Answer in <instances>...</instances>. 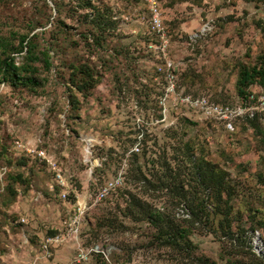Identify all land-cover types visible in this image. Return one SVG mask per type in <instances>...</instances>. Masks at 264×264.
Here are the masks:
<instances>
[{
  "label": "rangeland",
  "instance_id": "obj_1",
  "mask_svg": "<svg viewBox=\"0 0 264 264\" xmlns=\"http://www.w3.org/2000/svg\"><path fill=\"white\" fill-rule=\"evenodd\" d=\"M78 1L0 0V41L16 47L26 37L50 64L35 63L38 86L0 84V264H33L43 239L64 232L78 206L86 208L79 242L99 245L111 262L251 264L247 252L264 259V140L247 120L229 130L193 109L176 111L175 95L164 101L173 84L176 95L241 103L240 71L264 67V0H160L165 51L140 0H101L114 29L92 46L94 31ZM25 52L15 54L17 62ZM76 66L98 80L85 94L72 83L80 80ZM186 143L193 160L203 156L227 172L234 192L233 235L221 234L220 217L211 214L189 230L191 251L167 247L150 224L124 215L135 194L187 224L189 202L174 199L170 186L158 188L175 180L186 195L202 196L197 184L187 185L193 176ZM140 168L147 182L137 179ZM119 175L123 187L93 206L99 187ZM76 254L69 241L40 264H75ZM81 264L106 262L93 254Z\"/></svg>",
  "mask_w": 264,
  "mask_h": 264
},
{
  "label": "trees",
  "instance_id": "obj_2",
  "mask_svg": "<svg viewBox=\"0 0 264 264\" xmlns=\"http://www.w3.org/2000/svg\"><path fill=\"white\" fill-rule=\"evenodd\" d=\"M78 7L84 12V23L93 28L94 34H90L94 44L92 46H99L102 40L103 33L114 29V23L111 22V11L103 6L101 0H79ZM87 39L88 37L85 36ZM27 38H22L18 46H9L7 43L0 41V84L8 83L11 86H27L39 84L36 79L35 66L36 62L43 59L36 53V46L30 41L25 45ZM26 49L25 55L21 63L17 62L15 54H22ZM46 55V54H45ZM46 68H50L48 58L43 60ZM74 73L79 74L80 80L77 82L72 79V83L76 85V89L80 93H86L93 89L98 80L95 74L86 66H76L73 68ZM260 85L264 89V67L260 64L252 68L244 67L240 73L237 81L238 96L241 102L247 100L253 85ZM229 104V103H228ZM232 105V104H231ZM249 121V126L253 128L255 134L261 136L264 140V123L259 117ZM144 138V135L141 139ZM187 152L192 158L190 162L191 174L193 178L187 181L189 188H194L198 185V195H186L182 191L184 183L181 184L162 182L159 189H167L170 186L171 191L175 192L174 199L181 201L185 199L189 202L191 209L190 219L186 220L187 224L184 226L177 224V222L167 213L158 209H154L151 205L137 197L135 194L129 195V200L124 211V215L136 222H146L155 229L154 239L161 240L167 247L173 249H188L192 250L193 244L189 240L188 233L195 224L203 221H208L211 214L219 216L218 229L224 236H231L232 224L234 218L232 217L233 206L232 200L234 197L231 182L228 179V174L225 170L208 161L201 156L198 160H193L194 151L188 143L184 144ZM135 155V154H134ZM19 177V176H18ZM145 179L141 168L139 169V176L137 179ZM167 176L166 179H170ZM16 180V179H15ZM171 180V179H170ZM264 181V179H263ZM172 182V180H171ZM201 191V193H200ZM189 193V192H188ZM193 196V197H192ZM254 222V221H253ZM258 225H261L258 223ZM257 229V228H256ZM255 229V230H256ZM250 255L251 264H264V259L257 257L252 252H247ZM207 261V260H206ZM124 262V261H121ZM126 263V262H125Z\"/></svg>",
  "mask_w": 264,
  "mask_h": 264
},
{
  "label": "built area",
  "instance_id": "obj_3",
  "mask_svg": "<svg viewBox=\"0 0 264 264\" xmlns=\"http://www.w3.org/2000/svg\"><path fill=\"white\" fill-rule=\"evenodd\" d=\"M140 1L144 4L148 12L147 16H143V19L147 21L150 31L157 36L162 50L165 51L168 47L169 39L163 22L161 2L160 0ZM168 66L171 67L172 64H169ZM175 91V87L172 84L167 89L164 101L166 102L170 96L175 95L173 97V107L176 111L179 110L180 106L193 109L206 118L219 121L229 130H234L235 122L238 120H251L259 117L264 123V89L262 87H259L257 91L251 92L247 100L236 105L218 104L211 102L207 97L203 96L194 98L190 95H176ZM49 164L51 165L52 170L56 172L60 185H65L62 179L61 170L58 168L56 162L49 160ZM123 184L124 179L122 175L114 177L104 183L92 197V205H97L113 196L123 187ZM62 198L66 199L67 194H62ZM85 212L86 208L78 206L74 214L65 221L64 232L45 237L41 243V252L36 256L33 264H40L42 261H49L52 257V250L69 241H75L77 244V254L74 257L75 264L89 261L93 254H103L106 264H127L121 261L111 262L109 256L104 251H101L99 245H95L90 249H86L81 245L78 238L80 222Z\"/></svg>",
  "mask_w": 264,
  "mask_h": 264
},
{
  "label": "crops",
  "instance_id": "obj_4",
  "mask_svg": "<svg viewBox=\"0 0 264 264\" xmlns=\"http://www.w3.org/2000/svg\"><path fill=\"white\" fill-rule=\"evenodd\" d=\"M49 262V261H48Z\"/></svg>",
  "mask_w": 264,
  "mask_h": 264
}]
</instances>
